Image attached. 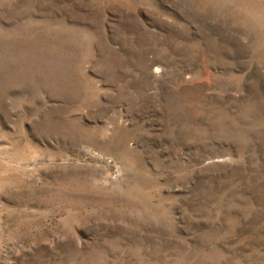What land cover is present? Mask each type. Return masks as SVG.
<instances>
[{
	"label": "rangeland",
	"instance_id": "obj_1",
	"mask_svg": "<svg viewBox=\"0 0 264 264\" xmlns=\"http://www.w3.org/2000/svg\"><path fill=\"white\" fill-rule=\"evenodd\" d=\"M0 264H264V0H0Z\"/></svg>",
	"mask_w": 264,
	"mask_h": 264
}]
</instances>
